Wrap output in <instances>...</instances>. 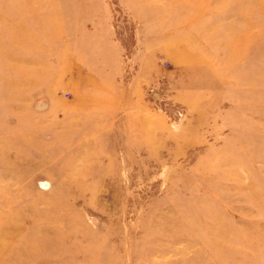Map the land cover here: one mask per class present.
<instances>
[{
    "label": "rangeland",
    "instance_id": "374dc122",
    "mask_svg": "<svg viewBox=\"0 0 264 264\" xmlns=\"http://www.w3.org/2000/svg\"><path fill=\"white\" fill-rule=\"evenodd\" d=\"M0 264H264V0H0Z\"/></svg>",
    "mask_w": 264,
    "mask_h": 264
}]
</instances>
